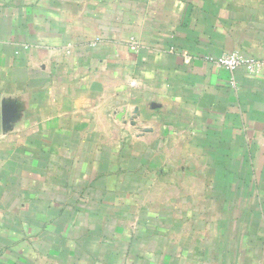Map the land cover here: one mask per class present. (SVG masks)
Listing matches in <instances>:
<instances>
[{"label":"crops","instance_id":"obj_1","mask_svg":"<svg viewBox=\"0 0 264 264\" xmlns=\"http://www.w3.org/2000/svg\"><path fill=\"white\" fill-rule=\"evenodd\" d=\"M233 53L264 62V0H0V264H264Z\"/></svg>","mask_w":264,"mask_h":264},{"label":"built area","instance_id":"obj_2","mask_svg":"<svg viewBox=\"0 0 264 264\" xmlns=\"http://www.w3.org/2000/svg\"><path fill=\"white\" fill-rule=\"evenodd\" d=\"M206 62L224 69L231 74L239 68H244L250 73H257V71L264 65V62L243 58L237 53L222 56L218 59H206ZM231 85H233V82H231Z\"/></svg>","mask_w":264,"mask_h":264}]
</instances>
